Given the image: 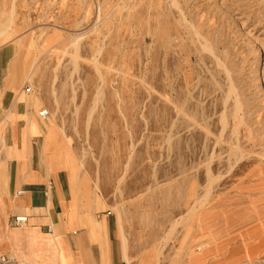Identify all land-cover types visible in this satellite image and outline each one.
<instances>
[{"label":"rangeland","instance_id":"1","mask_svg":"<svg viewBox=\"0 0 264 264\" xmlns=\"http://www.w3.org/2000/svg\"><path fill=\"white\" fill-rule=\"evenodd\" d=\"M3 27L0 89L49 111L131 264H264V0H0ZM245 184L253 211L210 209Z\"/></svg>","mask_w":264,"mask_h":264},{"label":"crops","instance_id":"2","mask_svg":"<svg viewBox=\"0 0 264 264\" xmlns=\"http://www.w3.org/2000/svg\"><path fill=\"white\" fill-rule=\"evenodd\" d=\"M46 125L31 95L0 89V255L16 252L30 264H131L113 212L102 208L95 189L87 193L82 171L68 168L62 156L46 153ZM49 181L53 187L45 195ZM258 189L241 185L219 195L210 209L250 206L253 211ZM21 215L28 222L17 226L15 218ZM211 224L209 215L199 223L213 233ZM221 256L210 245L187 264H211Z\"/></svg>","mask_w":264,"mask_h":264},{"label":"built area","instance_id":"3","mask_svg":"<svg viewBox=\"0 0 264 264\" xmlns=\"http://www.w3.org/2000/svg\"><path fill=\"white\" fill-rule=\"evenodd\" d=\"M28 91H30V89H28ZM48 115H49V111L47 109H42L39 111V116L42 118H46ZM52 187H53V182L49 181L47 183L45 195H49ZM18 194L19 195L23 194V191L22 190L18 191ZM14 222H15V225L17 226L26 225L28 222V217L24 215L17 216ZM48 230L51 231V228L49 227ZM0 264H21V263H20L19 258L13 254H2L0 255Z\"/></svg>","mask_w":264,"mask_h":264},{"label":"bare ground","instance_id":"4","mask_svg":"<svg viewBox=\"0 0 264 264\" xmlns=\"http://www.w3.org/2000/svg\"><path fill=\"white\" fill-rule=\"evenodd\" d=\"M174 4H176V1H174ZM177 5H178V3H177ZM182 13H184L183 12V10H182ZM183 15V14H182ZM185 16V15H184ZM187 18V17H186ZM185 22V21H184ZM189 22V21H188ZM201 27V26H200ZM7 33H9L8 32V30L6 29V27H3V28H0V36H5V35H8ZM13 34V33H12ZM197 34V33H196ZM200 34V33H199ZM205 45V44H204ZM209 47V46H208ZM19 48V47H18ZM209 49H212V47L211 48H209ZM213 53V52H212ZM218 58V57H217ZM219 60V59H218ZM226 70V69H225ZM227 71V70H226ZM34 75V74H33ZM229 77V76H228ZM165 78V77H164ZM230 78V77H229ZM233 88H234V86H233ZM233 90V89H232ZM229 94H231V93H229ZM238 97V96H237ZM231 98V97H230ZM237 99V98H236ZM239 99V98H238ZM237 103H239V101H236ZM226 106V105H225ZM240 108V107H239ZM225 110V109H224ZM183 113V112H182ZM240 113V112H239ZM221 117V116H220ZM202 119V118H201ZM224 119V118H223ZM224 126V125H223ZM25 262H26V264H30L27 260H25ZM21 263V262H20ZM22 264V263H21Z\"/></svg>","mask_w":264,"mask_h":264}]
</instances>
